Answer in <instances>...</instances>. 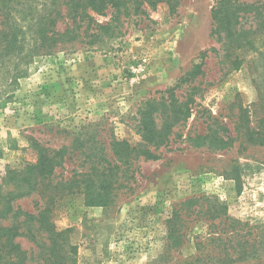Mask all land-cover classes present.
Listing matches in <instances>:
<instances>
[{
    "label": "rangeland",
    "instance_id": "374dc122",
    "mask_svg": "<svg viewBox=\"0 0 264 264\" xmlns=\"http://www.w3.org/2000/svg\"><path fill=\"white\" fill-rule=\"evenodd\" d=\"M217 1H145L120 37L0 52V225L24 220L9 203L44 220L21 224L24 255L0 227V264H264V0H237L231 30ZM114 140L136 146L128 164Z\"/></svg>",
    "mask_w": 264,
    "mask_h": 264
},
{
    "label": "trees",
    "instance_id": "16d2710c",
    "mask_svg": "<svg viewBox=\"0 0 264 264\" xmlns=\"http://www.w3.org/2000/svg\"><path fill=\"white\" fill-rule=\"evenodd\" d=\"M145 1H148L150 6H156L158 2L164 1L170 8L175 7L180 2V0H0V52L20 49H13L21 42L20 38H28L23 40H27L23 49L33 56L51 53L61 43L73 41L84 35L91 39H100V42H103L106 37L110 39L120 37L124 33L123 27L126 22L129 24L135 17L147 13L146 8L142 6ZM232 1L218 0V4L213 10L215 20L221 19L222 22L226 20L225 25L228 30H231L233 24L239 23L238 18L242 11L236 2L237 0H234L233 3ZM108 11H111V15L107 23H99L95 20L93 14L103 15ZM62 19H68L71 23L69 26L67 25L64 31H59L58 23ZM234 19L236 20L235 23L233 22ZM152 114L151 111L150 119L143 122L145 126L140 130L142 139L150 145H160L165 143L167 137L157 128ZM178 114L179 107L175 110L174 117L178 118ZM113 146L118 149V153L122 151L127 164L131 159L130 156L133 153L136 154L137 151L136 146L131 145L127 140H114ZM142 151L147 158L157 157V154L148 148H143ZM47 153V149H40L39 158L32 166L43 177L52 175L60 165L57 156ZM92 169L96 170L97 174L101 173L103 177L106 176L104 171H100V168L93 166ZM103 177L97 176V181L100 183V188L106 190L109 186ZM89 179L93 181L94 177ZM9 207V211H14L11 215L13 219L23 215L24 220H20V223L13 220L12 224L7 226L0 225L1 229L6 232L3 237H6L9 254L16 252L24 255L26 251L22 250L21 244L16 242L15 238L28 236L32 233V228L21 230V224L28 221L41 223L44 220L39 215L24 211L21 208L14 210L12 203H9Z\"/></svg>",
    "mask_w": 264,
    "mask_h": 264
}]
</instances>
